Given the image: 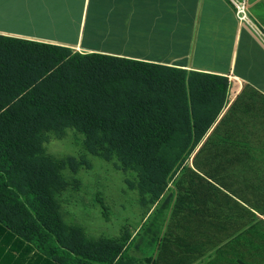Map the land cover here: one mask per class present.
<instances>
[{
    "label": "trees",
    "instance_id": "obj_1",
    "mask_svg": "<svg viewBox=\"0 0 264 264\" xmlns=\"http://www.w3.org/2000/svg\"><path fill=\"white\" fill-rule=\"evenodd\" d=\"M227 92L226 77L0 35V226L32 254L13 264L23 256L28 264H117L122 255L115 241L64 221V177L45 144L68 130L90 154L134 172L127 184L145 202L165 212L174 205L170 234L152 224L139 236L161 245L158 258L187 257L188 235L190 258L200 257L206 224L217 240L234 207L264 215V180L245 179L249 165L222 163L213 133L204 141ZM170 182L174 199L166 203Z\"/></svg>",
    "mask_w": 264,
    "mask_h": 264
},
{
    "label": "crops",
    "instance_id": "obj_2",
    "mask_svg": "<svg viewBox=\"0 0 264 264\" xmlns=\"http://www.w3.org/2000/svg\"><path fill=\"white\" fill-rule=\"evenodd\" d=\"M247 6L253 24L236 18L230 0H0V35L226 77V102L204 141L216 135L211 146L224 151L222 163L249 165L245 179L260 181L264 180V0H247ZM156 205L148 211L146 226L150 222L165 226V207L155 214ZM233 212L232 224L220 222L217 240H209L206 224L200 257L190 258L194 243L188 235L187 257L165 252L158 258V243L155 262L264 264V230L259 224L264 215L247 206L234 207ZM238 213H245L244 218ZM62 214L67 223L63 205ZM3 231L0 226V261L12 257L8 264L17 263L22 252L32 257L25 244ZM20 264H28L24 256Z\"/></svg>",
    "mask_w": 264,
    "mask_h": 264
},
{
    "label": "rangeland",
    "instance_id": "obj_3",
    "mask_svg": "<svg viewBox=\"0 0 264 264\" xmlns=\"http://www.w3.org/2000/svg\"><path fill=\"white\" fill-rule=\"evenodd\" d=\"M45 148L63 173L65 193L60 199L69 220L66 224L77 225L89 238H106L122 246L117 264H154L157 245L150 247L139 237L154 224L145 225L153 206L149 198L144 205L139 192L127 184L135 182V173L122 170L115 160L106 161L87 152L83 137L71 130L63 138L52 137ZM166 195L164 202L174 199L173 182ZM156 206L153 213L158 214L164 206ZM175 211L174 205L166 210L161 235L171 233Z\"/></svg>",
    "mask_w": 264,
    "mask_h": 264
},
{
    "label": "built area",
    "instance_id": "obj_4",
    "mask_svg": "<svg viewBox=\"0 0 264 264\" xmlns=\"http://www.w3.org/2000/svg\"><path fill=\"white\" fill-rule=\"evenodd\" d=\"M230 1L233 5L236 18L240 22H246L249 24H253L248 16L247 0H230Z\"/></svg>",
    "mask_w": 264,
    "mask_h": 264
}]
</instances>
